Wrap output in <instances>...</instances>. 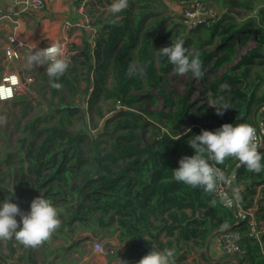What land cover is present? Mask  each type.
Here are the masks:
<instances>
[{
	"label": "trees",
	"instance_id": "1",
	"mask_svg": "<svg viewBox=\"0 0 264 264\" xmlns=\"http://www.w3.org/2000/svg\"><path fill=\"white\" fill-rule=\"evenodd\" d=\"M214 1L231 4L228 0ZM245 6L254 8L253 4ZM256 14L258 19L223 15L192 26L183 22L186 17L182 14L179 22H172L160 7V0H129L117 23L112 22L113 15H99L94 20L98 27L95 43L86 29L82 30L80 44L71 43L69 50L75 53L68 59L65 74L56 81L62 88L51 87L47 73L42 72L41 88L50 90L48 109L39 108L41 113L32 114L36 107L23 94L11 100L20 107L26 122L21 126L23 134L17 147L1 159L0 205L11 198L10 202L27 213L33 199L44 196L57 208L62 223L42 245H51L54 239L66 242L78 232L117 239L122 251L108 256L110 261L118 260L115 264H137L153 245L159 250L173 249L174 263L185 264L186 254L193 248L204 255L210 233L232 226L237 216L212 193L175 181L172 170L179 167L183 156L195 154L188 141L202 130L216 131L225 123L249 124L261 130L264 127V71L256 69L248 86L252 68H244L254 64L264 67V4ZM146 24L150 28L146 29ZM196 31L205 33L206 45H215L217 40L215 50L202 49ZM241 36L254 39L257 45L210 83L217 103H208L205 96L198 104L199 100L192 101L188 93L168 92L163 86L165 74L174 66L159 50L171 46L172 40L181 38L185 48L196 50L202 61L200 80L206 82L205 71L212 58H217L215 65L231 61L236 53L234 42H241ZM136 63L144 75L137 71ZM81 81L85 82L83 88ZM224 84L229 87L221 90ZM152 90L163 100L160 110L145 107L148 101L156 103ZM76 96L85 107L67 103ZM223 104L229 108L222 116L217 115L216 107ZM229 109L230 116L226 115ZM89 123L94 129H89ZM258 151L264 157V145ZM226 164H238L242 205H258L257 218L264 219V170L249 172L231 157L219 166ZM259 187L262 190L256 199ZM214 199L217 203L212 205ZM16 219L19 222L21 217ZM236 227L235 231L243 234L242 259L263 264L259 242L246 234V221ZM15 241L13 238L6 243L11 255L16 252ZM62 244L50 246L51 250L57 249V254L67 250ZM36 248L25 252L28 261L21 254L17 263L39 264L32 256ZM5 262L1 260L0 264Z\"/></svg>",
	"mask_w": 264,
	"mask_h": 264
},
{
	"label": "rangeland",
	"instance_id": "2",
	"mask_svg": "<svg viewBox=\"0 0 264 264\" xmlns=\"http://www.w3.org/2000/svg\"><path fill=\"white\" fill-rule=\"evenodd\" d=\"M85 0H69L68 2V10L66 9H55L53 11L47 10L45 12L46 15L35 16L34 11L31 13H22V23L15 24L18 26V31L20 32V36L27 37L28 41H33L38 43V46H48L51 42H55L58 36L60 37V42L66 39V49L70 52L69 57L75 53V51H70L69 48L71 43L74 41H78L82 39V31L77 30H67L64 28L63 23L66 19H70L71 21H76L79 18L83 17L80 13V6L83 5ZM231 4L216 3L214 0H202V2H194L193 0H160V7L165 9V11L172 17V22L177 21L179 22V15L185 16L188 11L196 10L195 17H201V19L205 20L208 18H215L220 17L223 15H231L234 16L236 19L245 20L249 18H256L258 16L256 14L257 9L260 5L264 4V0H228ZM263 2V3H262ZM112 3V0H87L84 5V13L91 19L96 20L97 17L100 15L102 18H108L112 16V14L108 11L109 5ZM236 6H235V5ZM253 4L254 8L250 9L245 5ZM154 5H158L157 2ZM196 7L197 9H194ZM193 9V10H191ZM185 19V18H184ZM184 23L190 24V21L183 20ZM58 25V26H57ZM56 26V27H55ZM57 28V30H56ZM150 28V25L146 24V29ZM178 28V27H177ZM189 28H187L186 33H188ZM256 33V32H253ZM68 34V35H67ZM198 38L202 40V49L206 51H212L216 48V41H214L215 45L209 46L204 44V37L205 33L203 31H196L194 32ZM64 35V36H63ZM77 38V39H76ZM30 42V43H33ZM1 43V42H0ZM236 47L235 56L232 58L231 61L223 63L221 65H215L217 58L214 56L212 58V62L208 65L205 71V78L206 82H202L200 77H194L191 73L185 75H178L171 70L169 73L165 74L164 84L163 86L166 88L168 92L178 93L180 95L188 93L192 101H198V104L203 103V99L205 96L208 97V103H217V99L213 98L211 95L210 83L217 78H220L228 69H231L234 65H236L237 61L241 58L242 55L247 53L250 49L255 47L257 43L254 39L246 38L245 36H241V42H234ZM36 49V48H33ZM194 49V48H193ZM191 48V51H196ZM32 50L30 47H26L21 51V57L16 61L17 63H7L3 56L2 45L0 44V77L5 72V70L10 68L11 70H16V65H20L23 68V76L22 78L25 79L23 85L21 86L18 94H23L27 97L28 101L31 102L36 108L31 113H38L40 110L39 108L48 109L49 106L47 104L48 99L50 98V90L45 87L41 88L43 81L41 80L42 72H46V65L45 66H38V67H30L26 63V54ZM136 53H138V49H136ZM226 53V52H225ZM219 53L218 56H222L225 54ZM155 59L157 57L154 55ZM137 71L141 72L144 75L143 70L140 68L139 64H135ZM244 68H252V71L249 73L248 79V86L253 82L255 77V70L264 71V67L254 64L245 65ZM236 73H240L239 69L235 70ZM29 77L31 80H29ZM83 88L85 86V82L81 81L80 84ZM264 88V84L261 86ZM154 94L156 103L146 102L145 107L152 109V110H160L163 107V100L158 97V94L155 90L151 91ZM57 100V98H55ZM67 103L69 105H80L81 107H85L86 104H83L80 101L79 97L76 96L73 101L68 100ZM107 108L106 105H104ZM20 107L14 106L12 101H2L0 100V163L1 159L7 153L9 149H14L18 145V139L23 134L21 131V126L24 125L26 122L25 118L21 117ZM41 113V111H39ZM232 110L229 109L226 112V115L230 116ZM81 116L84 113L80 114ZM88 120L89 115L86 116ZM6 120L5 122H2ZM98 125L101 124L97 122ZM89 129H94V124H88ZM1 167L4 168V163H1ZM264 193V191H263ZM258 205H255V210L257 209ZM61 223L62 219L59 218ZM61 225V224H60ZM92 233L90 232H78L75 233L71 238H68L66 242L63 239H54L51 245H42L37 247L32 253L34 257H36L39 261V264H115L111 258L106 261V258L101 257L103 256H111L114 255L113 248H114V241H117L113 238H104L101 236H95L96 239L100 240L104 245L105 252L100 253L94 251V242L92 240ZM94 237V236H93ZM166 240V238H163ZM7 240H0V261L7 260L3 264H18L17 259L20 255L28 256L26 253L28 252L30 247H25L15 241L14 246L16 248V252L11 255V249L7 246ZM67 247V250L63 249L64 251L59 252L57 254V249H52L51 247H56V245H63ZM50 249L52 252H49ZM80 251H84L83 254ZM210 251H212V247H210ZM209 251V255L213 257L212 252ZM26 252V253H25ZM25 253V254H24ZM215 255V252L213 251ZM8 255H11L10 257ZM100 255V257H98ZM31 256V258H32ZM187 259L183 261L186 264H207L206 262V252L204 255L198 251V249L193 248L187 254ZM43 258H46L44 261ZM28 257L24 258V261H28Z\"/></svg>",
	"mask_w": 264,
	"mask_h": 264
},
{
	"label": "clouds",
	"instance_id": "3",
	"mask_svg": "<svg viewBox=\"0 0 264 264\" xmlns=\"http://www.w3.org/2000/svg\"><path fill=\"white\" fill-rule=\"evenodd\" d=\"M129 0H112L108 11L115 17L128 7ZM160 54L168 59L174 66L173 70L178 75L191 73L194 77H201L202 61L199 54L189 51L184 47V40L176 38L171 46L163 47ZM26 63L30 67L46 65V73L51 87L59 90L62 85L58 81L69 68L64 48L60 42H51L48 47L33 49L26 54ZM228 85L221 86V90L228 89ZM5 97H0L4 99ZM222 99V98H221ZM229 108L223 104L216 107L217 115H223ZM6 123V120L2 121ZM256 129L249 124L225 123L216 131L202 130V133L192 137L188 143L195 150L192 156H183L179 160V167L172 170V178L192 188H201L205 193H216L220 184L231 185L234 177L229 178L225 172L214 165L223 164L228 158L237 159L249 172L260 173L264 170L261 163V153L256 142ZM210 161L212 163H210ZM240 189L234 188L230 197L225 192H220V201L225 207H231L240 200ZM6 199L0 205V240L15 239L25 247L36 248L48 241L60 227L57 208L44 196H39L31 202L30 212L22 213L16 203ZM217 201H211L215 205ZM21 217L18 222L16 217ZM22 224V226H21ZM227 227V225H225ZM174 250L165 248L159 250L155 245L153 249L143 256L137 264H174Z\"/></svg>",
	"mask_w": 264,
	"mask_h": 264
},
{
	"label": "built area",
	"instance_id": "4",
	"mask_svg": "<svg viewBox=\"0 0 264 264\" xmlns=\"http://www.w3.org/2000/svg\"><path fill=\"white\" fill-rule=\"evenodd\" d=\"M13 6L17 8L18 12L24 11H47L52 8L54 3L57 0H11ZM87 0L83 2V5L80 6V13L83 17L79 18L76 21H71L70 19H66L63 23V26L67 30H77L82 31L83 29L88 30L91 32V40L95 43L96 39L98 38V27L94 24L93 19L85 15L84 13V5ZM194 9H197L194 7ZM193 10V9H191ZM196 10L188 11L185 15L186 20L190 21L192 26H196L198 23L203 22L205 20L201 19V17H195ZM10 17V15L6 16ZM67 39V36H65ZM65 54L69 56L70 52L66 49L65 43L61 42ZM49 46V45H48ZM48 46H33L37 49H42ZM30 47L29 41L20 36L19 34L12 33L7 36V41L5 44V57L8 62L15 61L21 57V51L26 48ZM22 76L17 70H9L3 74L0 79V89L10 90L9 92H4L2 96L5 97L4 99H0L2 101H11L15 98L18 94L21 86L23 85ZM29 80L31 78L29 77ZM25 81V79H24ZM263 127V126H262ZM256 129L257 140L256 142L259 145V148L264 145V127L259 129L258 127H254ZM216 167L221 168L225 174L229 178H233V183L231 185L220 184L218 186V190L216 193H212L215 197L219 198L220 192L227 193L230 197L232 196V190L234 188H239L240 194L242 192V186L237 180V166L238 164L229 165L226 164L224 166L214 165ZM237 216V221L230 227H221L212 231V237L210 240V247L212 250L215 251L216 254L219 255L218 259L213 260V264H253L249 260H243L242 258L245 255V250L242 248L240 240L243 234L239 231H235L239 224L243 221H246L247 225V235L255 239L259 242L260 246L263 245L264 240H262L264 234V219H258L257 213L255 210V204L252 207L245 208L240 200L238 202L233 203L231 207H229ZM94 242V251L104 253V245L102 242L95 237L91 236ZM209 257V254L206 256ZM210 258V257H209ZM174 264H181V263H174ZM186 264V263H185ZM264 264V263H263Z\"/></svg>",
	"mask_w": 264,
	"mask_h": 264
},
{
	"label": "crops",
	"instance_id": "5",
	"mask_svg": "<svg viewBox=\"0 0 264 264\" xmlns=\"http://www.w3.org/2000/svg\"><path fill=\"white\" fill-rule=\"evenodd\" d=\"M69 0H57L54 5L52 6V8L50 9V11H53L55 9H66L68 10V2ZM18 9L15 8L13 6V3L11 0H0V44L2 45V51H3V56H4V59L7 63H17L16 61L18 60H15V61H12V62H8L6 60V57H5V51H4V48H5V44H6V41H7V36L12 34V33H16V34H19L20 35V32L18 31V26H16L17 24H21L22 23V20L21 17L23 16L22 13H31L32 11H24V12H18L17 11ZM47 12H42V11H34V15L35 16H43L45 15ZM10 15V17H6ZM41 16V17H42ZM16 24V25H15ZM58 26V25H57ZM56 27V26H55ZM57 30V28H56ZM68 35V34H67ZM64 36V35H63ZM25 38V37H24ZM27 38V37H26ZM67 39H68V36H67ZM77 39V38H76ZM60 37L58 36V38L56 39L55 42H60ZM66 39L64 41H61V42H64L65 43V46H66ZM30 42H33V41H29V44H30V48L33 50V48L37 45H39L38 43L36 42H33V43H30ZM60 42V43H61ZM75 43L77 44H80L81 42V39L78 40V41H74ZM34 46V47H33ZM11 70L10 68L7 67V69L5 70L4 73H6L7 71ZM13 70V69H12ZM16 70L21 74V76H23V68L21 67V64L19 65H16ZM3 73V74H4ZM2 74V76H3ZM1 76V77H2ZM0 77V79H1ZM264 188V187H263ZM261 190H262V187H259L258 188V193H257V196H256V199L259 198V193H261ZM264 194V193H263ZM259 196V197H258ZM117 240V239H116ZM113 244L115 245L114 248H113V253H120L123 249V246L119 243V241H114ZM213 251H210L213 255V257H211L209 255V257H206V262L207 264H213V260L215 259H218L219 255L215 253V255L213 254ZM261 251H262V254L264 256V242H263V245L261 246ZM215 252V251H214ZM104 255V254H103ZM101 255V257L103 258H106V261L108 260V257L107 256H103ZM100 257V255L98 256ZM245 257V255H244ZM187 259V258H186ZM185 259V260H186ZM113 263H118V260H112ZM16 264V263H14ZM19 264V263H18Z\"/></svg>",
	"mask_w": 264,
	"mask_h": 264
},
{
	"label": "water",
	"instance_id": "6",
	"mask_svg": "<svg viewBox=\"0 0 264 264\" xmlns=\"http://www.w3.org/2000/svg\"><path fill=\"white\" fill-rule=\"evenodd\" d=\"M22 81L24 82V79H22ZM233 226V225H232ZM211 237H212V232L210 233L208 239H207V242H206V246H205V252H206V255L209 254V246H210V240H211Z\"/></svg>",
	"mask_w": 264,
	"mask_h": 264
},
{
	"label": "snow or ice",
	"instance_id": "7",
	"mask_svg": "<svg viewBox=\"0 0 264 264\" xmlns=\"http://www.w3.org/2000/svg\"><path fill=\"white\" fill-rule=\"evenodd\" d=\"M9 92V94H10V90H6V89H0V96H2L3 95V93L4 92Z\"/></svg>",
	"mask_w": 264,
	"mask_h": 264
}]
</instances>
